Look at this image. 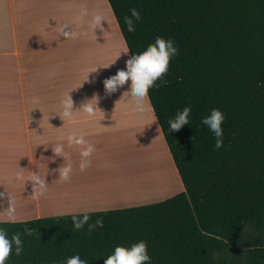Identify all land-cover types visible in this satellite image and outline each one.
<instances>
[{
    "label": "trees",
    "instance_id": "trees-1",
    "mask_svg": "<svg viewBox=\"0 0 264 264\" xmlns=\"http://www.w3.org/2000/svg\"><path fill=\"white\" fill-rule=\"evenodd\" d=\"M108 2L129 55L158 35L178 48L166 83L147 97L184 190L157 203L91 212L105 219L95 230L73 228L71 217L83 213L0 222L9 235L22 234V253L6 264H62L77 252L104 264L115 246L141 239L151 264H264V0ZM134 6L143 19L129 31L124 18ZM186 104L189 125L169 132L167 121ZM212 108L225 116L220 149L201 124ZM25 224L32 235L23 234Z\"/></svg>",
    "mask_w": 264,
    "mask_h": 264
},
{
    "label": "crops",
    "instance_id": "crops-1",
    "mask_svg": "<svg viewBox=\"0 0 264 264\" xmlns=\"http://www.w3.org/2000/svg\"><path fill=\"white\" fill-rule=\"evenodd\" d=\"M103 1L106 6L100 7L96 0H0V222H9L8 195L15 222L134 207L137 202L131 201L152 191V172L162 163L168 171L164 184L174 183L178 191L173 196L184 190L148 97L145 111L137 112L130 93L123 98L125 91L105 92L102 82L111 76L106 63L114 58L127 66L115 28L128 49L108 0ZM97 13L106 22L91 27ZM62 27L75 32V38L60 35ZM86 54L92 55L93 66ZM69 95L70 118L63 116L62 105ZM94 95L100 110L94 115L78 110ZM69 135H83L95 147L83 171ZM56 144L64 145L72 165L66 182L57 180L55 170L64 160L52 152ZM38 169L47 187L33 198L27 180ZM17 173L22 179H16Z\"/></svg>",
    "mask_w": 264,
    "mask_h": 264
},
{
    "label": "clouds",
    "instance_id": "clouds-1",
    "mask_svg": "<svg viewBox=\"0 0 264 264\" xmlns=\"http://www.w3.org/2000/svg\"><path fill=\"white\" fill-rule=\"evenodd\" d=\"M85 13L86 10L82 9V14ZM137 19H143V13L139 7L134 6L131 9V14L126 15L124 18L129 31H135L137 29ZM102 20V16L97 13L93 15L90 26L95 27L96 24H101ZM65 28L66 27H62L60 35L64 38H75L76 33L73 31H65ZM177 53L178 48L175 46V41L172 38H165L159 35L156 36L154 41L149 43L143 50H138L134 52V54L128 56L126 67H120L117 72L103 80L102 83L106 94L119 91L131 78L130 90L125 91L123 98L130 93L135 100V110L137 112H144V101L148 96L149 89L159 87L166 83L163 77L169 70L170 61ZM158 80L159 84H157ZM97 100H99V98L95 95L91 99H85L78 110L86 112L89 115H94L100 110L99 104L96 103ZM62 105L63 116L70 118L74 112L73 100L70 95L62 101ZM190 113L191 105L186 104L175 113L174 117L169 118L167 121L169 132L178 131L183 126L189 125ZM224 119V113L218 108L210 109L207 114L201 117V124L213 135L215 140L213 147L215 149H220L223 146L222 124ZM67 142L69 146L75 145L79 149V155L81 157L79 168L83 171L91 164L89 157L95 151L94 145L89 143L83 135H69ZM51 149L55 156L63 157L64 163L55 171L58 172L57 180L66 182L71 177L72 165L70 162H66L68 158L67 154L64 152V145L56 144L54 147H51ZM194 160L195 156L193 158V161ZM30 172L31 175L27 181L32 182V196L33 198H37L39 195H43L47 183L45 182V176L41 177L39 169L36 172ZM16 179H22L19 173L16 174ZM8 199L9 211L7 212V220L10 223H14L16 221V215L12 208L11 197L9 195ZM71 220L74 229H81L87 225L90 230H95L98 226L105 223V219L102 216L93 220L92 213L89 211H85L82 215H73ZM33 231V227L27 224L23 226V234L32 235ZM21 235L20 231L9 235L4 227H0V264H6V260L9 258L10 254L14 253L19 256L22 253L23 241ZM151 259L148 253L147 242L141 239L129 246H115L112 252L104 258V264H151ZM62 264H91V262L88 258L77 252L66 257Z\"/></svg>",
    "mask_w": 264,
    "mask_h": 264
},
{
    "label": "rangeland",
    "instance_id": "rangeland-1",
    "mask_svg": "<svg viewBox=\"0 0 264 264\" xmlns=\"http://www.w3.org/2000/svg\"><path fill=\"white\" fill-rule=\"evenodd\" d=\"M100 2H101V4L99 3V5L98 6H100V5H102L103 6V4H104V1L103 0H99ZM104 6H106L105 4H104ZM101 7V6H100ZM102 15V14H101ZM110 14H109V12H108V16H109ZM110 17V16H109ZM110 20H111V18H110ZM112 21V20H111ZM100 25V24H99ZM112 25L114 26V24L112 23ZM101 26H98V28H97V31L96 32H98V30H99V28H100ZM115 28V27H114ZM115 30V32H116V39H118L119 40V42H120V45L122 46V50H123V54L127 57V59H128V56H129V54H128V52H126L125 51V48L123 47V45H122V42H121V39H120V36H119V34H118V31L116 30V28L114 29ZM90 49H92V48H89L88 49V53H89V51H90ZM80 50H83V49H80ZM92 55L91 54H89V55H87L86 54V61L88 62V64L90 63V61H91V65H92V60L89 58V57H91ZM82 59H83V56H82ZM73 60H74V58H73ZM106 64H108L107 66H108V69H106L107 71L109 70L110 71V75H112V74H114L115 73V71L117 72L118 71V69L120 68V67H123V65H122V63H116V60L114 59V58H112L111 60H109ZM93 66V65H92ZM91 79L92 78H90V80L89 81H91ZM127 90H130V87H129V85H127V84H125L124 86H122L121 88H120V90L119 91H117V93L118 94H122V92H124V91H127ZM132 99V98H131ZM145 136L146 137H150L151 136V133L147 130V132H145ZM156 154H157V156L158 157H162L161 156V152H159V150H156ZM154 156V159L153 160H158L159 162H160V160L162 159V158H158L156 155H153ZM142 158H144L145 160H148V159H150L149 157H147V156H145V157H142ZM154 164H156V163H154ZM158 164H160V163H158ZM163 165V166H162ZM162 167L161 166H159V168H156L155 170H156V172H152V178H154L155 180H153L152 179V181H153V185H154V187H152V191L149 193V194H147V195H144L143 196V198H141L142 200H138V201H131V202H137L136 203V205H134V206H137V205H139V206H142V205H147V204H152V203H157V202H161V201H163V200H166L167 198H169V197H171V196H173V194L175 193V192H178L177 191V189H174L175 188V185H174V183H168V185L167 184H164L165 182V178H167V174H168V171H167V169H166V167H165V164H163L162 163ZM158 182V183H157ZM138 187H140L141 189H145L146 190V192H147V190H150V187H144V186H138ZM139 189V188H138ZM133 206V205H132Z\"/></svg>",
    "mask_w": 264,
    "mask_h": 264
},
{
    "label": "bare ground",
    "instance_id": "bare-ground-1",
    "mask_svg": "<svg viewBox=\"0 0 264 264\" xmlns=\"http://www.w3.org/2000/svg\"><path fill=\"white\" fill-rule=\"evenodd\" d=\"M96 1H99V0H96ZM99 3H100V2H98V5H99ZM100 6L103 7L102 5H100ZM102 9H104V8H102ZM103 11H104V13H105V10H103ZM101 16H102V15H101ZM105 22H106L105 20L102 21V24L105 23ZM107 26H108V25H107ZM105 27H106V26H105ZM136 113H137V112H136ZM150 176H151V175H150ZM152 177H153V176H152ZM138 179H139V178H138ZM152 179L155 180L154 178H152ZM139 180H140V179H139ZM147 182H148V181H147ZM157 183H158V182H157ZM146 184H147V183H146ZM139 185H140V184H139ZM149 185H150V184H149ZM150 187H151V185H150ZM136 188H137V187H136ZM136 188H135V189H136ZM151 189H152V188H151ZM152 190H153V189H152ZM138 192H139V191H138ZM139 195H140V194H139ZM146 195H147V194H146ZM142 197H143V196H142ZM142 197H140V198H142Z\"/></svg>",
    "mask_w": 264,
    "mask_h": 264
}]
</instances>
